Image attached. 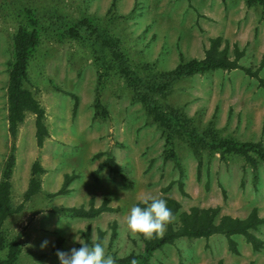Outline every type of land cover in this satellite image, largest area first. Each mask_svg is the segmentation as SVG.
Returning a JSON list of instances; mask_svg holds the SVG:
<instances>
[{
	"label": "rangeland",
	"instance_id": "obj_1",
	"mask_svg": "<svg viewBox=\"0 0 264 264\" xmlns=\"http://www.w3.org/2000/svg\"><path fill=\"white\" fill-rule=\"evenodd\" d=\"M28 9L38 17L42 40L31 56L26 87L47 113L50 138L44 151H36L34 114L27 115L15 142L8 130L12 37L26 22ZM79 20H88L94 31L81 29L79 39L69 38V27ZM218 36L223 46L229 43L231 57L235 44L245 50L241 69L172 76L181 61L203 58L210 38ZM263 58L262 7L247 0H0V181L15 143L12 204L21 209L4 230L21 243L16 264H60L54 250L59 237V251L67 252L81 246L75 236L93 244L100 232L107 254H140L148 239L128 229L126 213L153 196L173 197L182 210L221 206V214L244 218L257 208L264 216V161L254 168L241 156L223 160L220 154L196 150L178 133L174 141L184 169L180 176L174 162L164 158L161 123L183 115L188 128L197 132L264 144ZM244 69L257 71L261 80ZM98 98L107 114L97 112ZM109 156L124 174L106 168L95 180L94 170ZM37 160L45 169L36 176L42 188L25 200L31 164ZM67 174L76 176L69 192L55 195ZM104 200L115 210L93 218L52 211L99 207ZM256 233L264 240V226ZM235 239L239 254L217 234L179 239L154 252L147 264H264V248L255 251L244 237ZM44 241L48 243L42 248Z\"/></svg>",
	"mask_w": 264,
	"mask_h": 264
},
{
	"label": "trees",
	"instance_id": "obj_2",
	"mask_svg": "<svg viewBox=\"0 0 264 264\" xmlns=\"http://www.w3.org/2000/svg\"><path fill=\"white\" fill-rule=\"evenodd\" d=\"M252 4H259L262 7L264 15V0H247ZM24 19L12 37L13 41V60L9 69L8 80V122L9 133L13 142L17 139V133L20 126L26 120L28 114L35 115V138L39 148L44 146L45 141L49 137V130L46 123V110L40 104L33 92L26 87V82L29 78L30 59L34 50L41 43V33L38 27V17L30 9L24 11ZM94 31L93 26L88 20L76 21L68 29V37L79 39L81 37L80 30ZM209 47L205 51V55L201 59H191L181 61L172 71V76L179 79L191 77L194 75H204L215 70L233 71L241 69V59L245 55V50L234 45V57L230 55L229 43L223 46L222 37H212L209 40ZM264 66V58L261 64ZM247 74L259 80L258 72L244 69ZM75 103V110L77 108ZM97 112L102 109V115L107 114V110L103 102L98 98L95 103ZM183 117V118H182ZM188 121L183 115H172L166 121H162L166 131V150L165 160L173 161L179 170L180 176H183L184 169L181 164L180 157L176 151L175 134H185L191 147L196 150L204 149L212 155L220 154L223 160L228 156H241L244 161L256 167L260 161H264V144L259 142L247 141L242 142L234 138L219 137L217 135L208 134V132H197L194 128H188L185 124ZM16 145L12 144L11 151L7 156V160L2 172L0 181V264H16L20 253L21 243L18 237L8 238L4 230L6 221L15 213L19 212L21 207L15 208L12 204V175L16 166ZM109 168L112 172L123 173L120 164L113 156H109L104 162L100 163L93 172V178L98 179L100 172ZM32 178L29 182L28 190L25 193V200H29L34 195L41 191V182L36 178L38 174L44 173L45 169L37 160L31 167ZM75 175H65V181L62 188L55 195H64L69 192V185L74 180ZM168 185L163 189L167 192L171 186ZM183 182L179 181V187L184 193ZM224 196L226 192L223 189ZM168 207L174 213L175 219L167 226L164 234L159 237L146 240L145 247L140 254H129L127 256L118 257L113 255L116 264H147L154 252L163 248L166 245H173L182 238H205L221 234L227 239L229 250L234 254H239L238 242L235 236L240 235L245 238L253 250L260 251L264 248V240L257 235V231L264 226V216L258 213L257 208L252 209L248 216L241 218L228 214H221V206L198 207L194 206L188 210H182L181 203L173 197H165ZM143 206L142 203H138ZM108 205V200H104L102 205L95 207L93 204L87 209L85 206L80 207H54L52 211L61 216L78 217V218H93L99 216L103 212L114 211ZM116 225V224H115ZM114 225V227H115ZM86 238H89V232L85 233ZM103 233H99V242L102 239ZM116 236L114 230L113 238ZM63 238L59 237L54 250H59ZM219 264H226L223 260ZM252 264V263H250Z\"/></svg>",
	"mask_w": 264,
	"mask_h": 264
},
{
	"label": "clouds",
	"instance_id": "obj_3",
	"mask_svg": "<svg viewBox=\"0 0 264 264\" xmlns=\"http://www.w3.org/2000/svg\"><path fill=\"white\" fill-rule=\"evenodd\" d=\"M143 206L134 204L126 213L128 229L142 236L152 239L162 236L167 226L175 219L174 213L168 207L167 201L156 196L142 201ZM80 247H73L69 251H57L60 264H116L115 258L107 254L102 243H82L75 236ZM44 241L41 247L47 246ZM135 264V261H132Z\"/></svg>",
	"mask_w": 264,
	"mask_h": 264
},
{
	"label": "crops",
	"instance_id": "obj_4",
	"mask_svg": "<svg viewBox=\"0 0 264 264\" xmlns=\"http://www.w3.org/2000/svg\"><path fill=\"white\" fill-rule=\"evenodd\" d=\"M50 138V133H49V137L47 138V139H49ZM46 142V141H45ZM35 149V148H34ZM44 149H45V143H44V146L41 148V149H39V147H36V151L38 150V151H44ZM16 164H17V162H16ZM32 165V164H31ZM106 169V168H105ZM109 169V168H108ZM47 170V169H46ZM104 170V169H103ZM110 170V169H109ZM111 171V170H110ZM15 172V171H14ZM14 175V174H13ZM11 181H12V179H11ZM14 181V180H13ZM12 189H13V182H12ZM241 218H243V217H241Z\"/></svg>",
	"mask_w": 264,
	"mask_h": 264
}]
</instances>
